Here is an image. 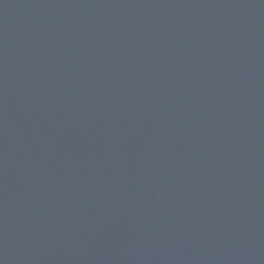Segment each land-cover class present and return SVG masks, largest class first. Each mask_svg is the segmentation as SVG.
<instances>
[{"label": "water", "instance_id": "obj_1", "mask_svg": "<svg viewBox=\"0 0 264 264\" xmlns=\"http://www.w3.org/2000/svg\"><path fill=\"white\" fill-rule=\"evenodd\" d=\"M0 264H264V0H0Z\"/></svg>", "mask_w": 264, "mask_h": 264}]
</instances>
